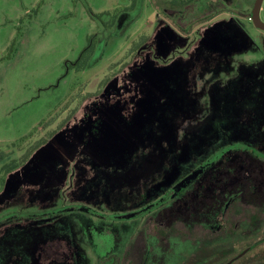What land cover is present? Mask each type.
Listing matches in <instances>:
<instances>
[{
  "label": "rangeland",
  "instance_id": "374dc122",
  "mask_svg": "<svg viewBox=\"0 0 264 264\" xmlns=\"http://www.w3.org/2000/svg\"><path fill=\"white\" fill-rule=\"evenodd\" d=\"M170 1L0 0V190L57 131L0 193V264H222L264 236L256 0Z\"/></svg>",
  "mask_w": 264,
  "mask_h": 264
},
{
  "label": "trees",
  "instance_id": "16d2710c",
  "mask_svg": "<svg viewBox=\"0 0 264 264\" xmlns=\"http://www.w3.org/2000/svg\"><path fill=\"white\" fill-rule=\"evenodd\" d=\"M199 0H171L168 4V7H166V10L167 9H170V10H178V9H183L185 8L186 6H189L193 3H196L198 2ZM249 16L248 17H252V12H249L248 14ZM210 18V17H209ZM147 42V40H146ZM141 47L137 48V50L135 51H132L130 54V59H129V63L133 61V59L137 56V53H138V49H140ZM88 50V49H87ZM129 63H127L126 65H128ZM125 65V66H126ZM123 69H125V67H123ZM123 71V70H122ZM116 78L115 76H113L109 81H107L106 86H108L112 80ZM56 132L57 131H54L50 134L47 135L46 138L38 141L37 144H35L32 148H30V150L26 153V155L22 156L19 160H15L13 161L12 165L10 167H8L6 169V173H5V178L2 180L1 184L3 185L2 186V189L0 190V193H2L4 190H5V187L7 185V181H8V178L11 174H13L15 171L21 169L22 167H24L26 164L29 163V161L31 160V158L39 151L41 150L43 147H45L46 145L49 144V142H51V140L55 137L56 135ZM264 238L263 237H259L257 240L259 239H262ZM256 240V241H257ZM255 241H248V242H241L239 243V245H235L233 247V250H234V253H231L229 256H225L224 257V261L222 262V264H227L230 260H232L234 257H236L237 255H239L244 249H246L247 247L251 246L252 244H254ZM263 244H261L260 246H263ZM254 254H258V257L255 259L257 261H259V264H264V247L260 248L259 246L252 249L244 258H248L250 257L251 255H254ZM244 259H241L240 261L236 262V263H240L242 262ZM116 261V260H114ZM103 264H105V261H103ZM109 264V262H108Z\"/></svg>",
  "mask_w": 264,
  "mask_h": 264
},
{
  "label": "flooded vegetation",
  "instance_id": "af4514ba",
  "mask_svg": "<svg viewBox=\"0 0 264 264\" xmlns=\"http://www.w3.org/2000/svg\"><path fill=\"white\" fill-rule=\"evenodd\" d=\"M256 2V1H255ZM264 3V2H263ZM254 5H255V3H254ZM263 6V5H262ZM253 9H254V6H253ZM253 11V10H252ZM261 11H262V9H261ZM251 18V20H249ZM248 20H249V22H253V16L252 17H249L248 18ZM254 23V22H253ZM256 27V26H255ZM257 28V27H256ZM254 152V151H253ZM255 154H257L256 152H254ZM258 155V154H257ZM259 157H260V155H258ZM262 157V156H261ZM245 242H248V241H245ZM257 242H259V244H257V245H255ZM264 243V238H262V239H259V240H257V241H255L254 242V244H252L251 246H249V247H247L246 249H244L239 255H237L236 257H234L232 260H230L227 264H234V263H236V262H238V261H240L241 259H244L242 262H240V263H244V261H246V260H249L252 256H254V255H251L250 257H248V258H244L252 249H254V248H256V247H258V246H260L261 244H263ZM255 245V246H254ZM254 246V247H253ZM239 263V264H240Z\"/></svg>",
  "mask_w": 264,
  "mask_h": 264
},
{
  "label": "water",
  "instance_id": "95a60500",
  "mask_svg": "<svg viewBox=\"0 0 264 264\" xmlns=\"http://www.w3.org/2000/svg\"><path fill=\"white\" fill-rule=\"evenodd\" d=\"M263 2L264 0H256L254 9L252 11L254 25L262 31H264V22L261 19V9H262ZM257 244H259V242H257L255 245Z\"/></svg>",
  "mask_w": 264,
  "mask_h": 264
},
{
  "label": "built area",
  "instance_id": "2783aa9c",
  "mask_svg": "<svg viewBox=\"0 0 264 264\" xmlns=\"http://www.w3.org/2000/svg\"><path fill=\"white\" fill-rule=\"evenodd\" d=\"M249 20H251V18Z\"/></svg>",
  "mask_w": 264,
  "mask_h": 264
}]
</instances>
